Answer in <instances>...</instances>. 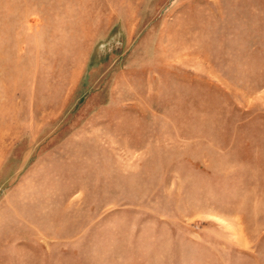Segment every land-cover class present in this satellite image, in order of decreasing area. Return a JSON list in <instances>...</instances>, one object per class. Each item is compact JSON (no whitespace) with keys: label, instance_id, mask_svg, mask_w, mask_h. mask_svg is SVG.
<instances>
[{"label":"rangeland","instance_id":"rangeland-1","mask_svg":"<svg viewBox=\"0 0 264 264\" xmlns=\"http://www.w3.org/2000/svg\"><path fill=\"white\" fill-rule=\"evenodd\" d=\"M0 264H264V0H0Z\"/></svg>","mask_w":264,"mask_h":264}]
</instances>
